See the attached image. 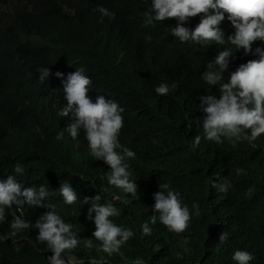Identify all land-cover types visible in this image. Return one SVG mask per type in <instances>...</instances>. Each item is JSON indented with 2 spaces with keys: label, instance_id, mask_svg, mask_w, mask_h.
Instances as JSON below:
<instances>
[{
  "label": "trees",
  "instance_id": "obj_1",
  "mask_svg": "<svg viewBox=\"0 0 264 264\" xmlns=\"http://www.w3.org/2000/svg\"><path fill=\"white\" fill-rule=\"evenodd\" d=\"M125 1L14 0L11 20L0 22V160L9 157L24 165V186L48 184L49 202L73 223L80 238L91 237L94 229L86 219L90 205L79 200L65 204L56 191L60 183H71L80 200L96 192L101 202L112 200L120 214L111 219L132 228L135 235L112 256L78 246L73 252L85 264L89 258L100 264H235L231 254L236 248L253 253L249 264H264V134L251 143L202 138L195 150L190 149L192 137L202 135L195 122L203 115L199 96L216 90L200 79V73L223 46L194 42L186 44L188 51L174 48L175 40L165 36V23L143 25L145 4L130 0L128 13L121 6ZM97 5L114 15L101 17ZM221 27L225 37L233 31L227 19ZM259 44L254 41L253 48ZM233 56L225 79L240 63L254 58L243 49ZM41 66L50 69L44 83L37 81ZM79 66L91 78L87 95L115 100L124 109L123 118L135 123L126 125L130 132L139 131L140 147L133 148L135 156L129 158L130 178L138 184L136 199L107 184L109 166L91 157L85 144L63 149L65 138L56 139L69 121L58 114L65 101L60 79L53 73L67 74ZM160 82L170 85L167 94L154 92ZM31 132L42 135L26 138ZM213 172L230 181L226 193L211 188ZM161 180L181 193L190 211L197 202L198 213L183 232H170L157 222L150 224L151 234L142 236L139 226L151 214L152 194ZM46 210L27 208L23 215L34 223ZM7 219L0 223V233L9 230ZM36 231L29 227L0 241V264H47L52 253L36 239ZM224 231L228 235L221 242Z\"/></svg>",
  "mask_w": 264,
  "mask_h": 264
},
{
  "label": "clouds",
  "instance_id": "obj_2",
  "mask_svg": "<svg viewBox=\"0 0 264 264\" xmlns=\"http://www.w3.org/2000/svg\"><path fill=\"white\" fill-rule=\"evenodd\" d=\"M140 1L147 7L143 12V25L165 23V36L175 40L174 48L183 46L188 51L186 44L194 45V42L223 46L216 50V54L206 63L205 70L200 73V79L211 87L215 86L216 92L199 96L198 108L203 115L195 122L199 124L202 135L192 137L190 149L195 150L202 138L216 143H220L222 138L231 143L241 139L251 143L264 134V0ZM13 2L14 0H0L1 23L11 20ZM121 6L129 13L130 0H126ZM97 10L101 17L111 18L114 15L103 5H97ZM197 14H201L199 22L194 27H189L188 21L193 23V17ZM225 19L233 29L227 37L221 27ZM257 40L260 44L253 48V42ZM239 49H243L244 55L250 54L254 58L240 63L225 79L224 72L228 69L230 59L234 58V52ZM37 72L39 83L48 81V67L41 66L37 68ZM53 75L60 79L65 101L58 114L68 117L69 121L57 132L56 139L65 138L63 149H77L85 144L91 157L102 160L109 166L105 172L107 184L136 199L138 184L137 180L130 178L132 173L129 158L135 156L132 149L140 147L141 138L138 130L132 133L126 126L134 121L129 122L123 118L124 109L115 100L102 94L96 95L94 99L87 95L91 78L86 75L83 66L75 67L74 71L67 74L56 71ZM171 87H175V82ZM169 88L168 83L160 82L154 86V92L164 95L169 92ZM41 135L42 132H31L26 138L38 139ZM8 159L9 157L0 160V223L5 222L8 216H11V220L7 219L9 230L0 233V241L10 240L31 227L37 230L36 239L45 242L52 253L46 258L47 264H85L84 258L73 252L78 246L83 249L96 248L112 256L135 235L132 228L117 224L111 219L120 214L112 200L105 198L101 202L102 196L98 192L80 200L72 184L65 180L56 190L63 202L71 205L79 200L80 204L90 205L86 219L92 222L94 229L91 237L80 238L73 223L63 219L56 211V205L49 202L48 184L24 186V165L19 161L12 163ZM240 171L239 168L235 169L237 174ZM209 182L211 188L220 193H226L232 187L228 178L219 172H213ZM102 191L107 189L102 188ZM152 198L154 202L151 214L139 226L142 236L151 234L150 224L157 222L170 232H183L188 227L191 216L198 213L197 202H192L190 211L181 193L165 180L158 183V190L152 194ZM124 202L128 203L127 200ZM32 207L47 209L40 215L37 214L39 216L34 223L23 215L25 209ZM227 235L226 231L222 232L219 240L223 242ZM94 241L98 243L94 244ZM18 248L19 246L17 250ZM231 259L235 264H249L254 255L246 248H236ZM87 264L100 262L89 258Z\"/></svg>",
  "mask_w": 264,
  "mask_h": 264
},
{
  "label": "bare ground",
  "instance_id": "obj_3",
  "mask_svg": "<svg viewBox=\"0 0 264 264\" xmlns=\"http://www.w3.org/2000/svg\"><path fill=\"white\" fill-rule=\"evenodd\" d=\"M201 14H197V16H194L193 17V19H194V22L193 23H189V21H188V23H187V25L189 26V27H194L198 22H199V16H200ZM229 23V22H228ZM215 92H216V90H215ZM214 92V93H215Z\"/></svg>",
  "mask_w": 264,
  "mask_h": 264
}]
</instances>
